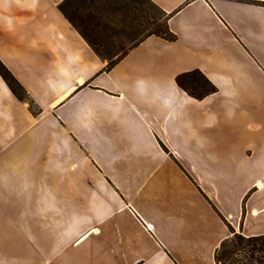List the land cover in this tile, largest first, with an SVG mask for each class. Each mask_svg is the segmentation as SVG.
Masks as SVG:
<instances>
[{"label": "crops", "instance_id": "0c3cea01", "mask_svg": "<svg viewBox=\"0 0 264 264\" xmlns=\"http://www.w3.org/2000/svg\"><path fill=\"white\" fill-rule=\"evenodd\" d=\"M61 1L0 0V59L40 109L0 75V219L48 236L29 262L217 264L231 228L264 235V3L153 0L177 39L104 71ZM195 68L201 100L176 83Z\"/></svg>", "mask_w": 264, "mask_h": 264}, {"label": "trees", "instance_id": "16d2710c", "mask_svg": "<svg viewBox=\"0 0 264 264\" xmlns=\"http://www.w3.org/2000/svg\"><path fill=\"white\" fill-rule=\"evenodd\" d=\"M129 3L128 14L110 0H62L59 3L60 11L72 26L94 52L107 61L104 71L111 69L150 36H158L167 41L177 39L169 26L172 12H166L153 0H129ZM0 75L14 95L28 103L32 113H40L26 89L1 59ZM176 83L199 100L218 90L198 68L179 73ZM231 230L232 235L224 239L215 252L217 264H264V235L245 236Z\"/></svg>", "mask_w": 264, "mask_h": 264}, {"label": "rangeland", "instance_id": "374dc122", "mask_svg": "<svg viewBox=\"0 0 264 264\" xmlns=\"http://www.w3.org/2000/svg\"><path fill=\"white\" fill-rule=\"evenodd\" d=\"M110 1H112L114 5L117 4V6H119L124 13L128 14L130 12L129 11V7H130L129 0H110ZM10 221H14V220L13 219H0V244L3 245L1 247L4 248L7 254L9 255L7 263L10 264V253H12V256H13V249L11 252L10 248H14L13 246L14 242H17V247L18 248L20 247V249L22 250L21 251L22 264L25 263L26 261H27L26 262L27 264H35L34 262L35 258H33V263L29 261L31 259L30 258L31 254H33L34 256L36 254L34 247L36 246V244L39 245V243L36 242V238L38 237L37 241H39V238L41 237L47 238L48 237L47 234L42 233L36 236L35 234L31 235L30 233H28V236L25 239L23 236L19 235L18 233L16 234L15 229L13 228L14 225H12ZM27 223L28 222L24 221V224H27ZM13 259H14V256L12 260Z\"/></svg>", "mask_w": 264, "mask_h": 264}]
</instances>
